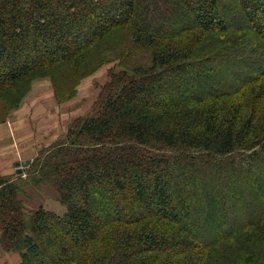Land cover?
<instances>
[{"label": "trees", "instance_id": "1", "mask_svg": "<svg viewBox=\"0 0 264 264\" xmlns=\"http://www.w3.org/2000/svg\"><path fill=\"white\" fill-rule=\"evenodd\" d=\"M235 1L247 23L225 20L219 0H0L7 112L35 79L51 77L61 99L104 64L121 67L32 163L31 178L52 183L64 213L27 210L18 179L0 177L3 251L20 252L19 264H264V196L255 189L252 216L238 201L249 190L237 186L264 175V6ZM220 31L230 38L212 45ZM202 75L219 89L192 96L186 85ZM208 181L221 184L219 198L230 189L229 226L204 217L189 234L186 191L203 197L211 192L197 184Z\"/></svg>", "mask_w": 264, "mask_h": 264}, {"label": "rangeland", "instance_id": "2", "mask_svg": "<svg viewBox=\"0 0 264 264\" xmlns=\"http://www.w3.org/2000/svg\"><path fill=\"white\" fill-rule=\"evenodd\" d=\"M246 1L249 6V0ZM261 2L264 6V0H261ZM192 3L195 4L194 1ZM219 4L225 20H236L238 22L247 23V20L251 18V16H249V18H247V16L244 18L241 15V8L235 0H219ZM250 14L255 18L258 25L262 24V19L259 16L254 15L253 12H250ZM216 34L220 36L218 38L219 41L212 45H220L222 43L221 38H230L228 36L223 37L227 32L224 33L223 31H220L216 32ZM139 56L143 57V54L140 53ZM259 65L260 63L257 62L256 66ZM262 66L264 67V61ZM213 68L217 69L218 66L215 65ZM120 70V64L116 61L104 64L94 73L84 77L74 89L75 93L71 97L67 96L61 99H58L55 94L51 77L38 78L32 81L31 89L18 107L7 112L4 104L0 103V124L13 127L16 120H22L23 122L22 126L19 127V133H15V135L20 134V137H22L19 138L23 139L22 147H20L19 144L12 150L6 148V152L0 151V177L3 176L5 179L11 177L12 180L18 179V196L26 206L27 210H34L43 205L45 208L55 212L64 213L66 211V206L60 201L59 194L52 183H49L48 181L36 183L35 180L31 178V170L33 169L32 163L42 149L47 148L58 141H62L67 137L69 129L77 123V120L87 115L93 109L95 102L100 97L103 87L110 80L111 73ZM62 72L64 73L62 79H60V89L67 92L71 85L69 83V78L67 77V71L65 72L63 69ZM206 74L209 75L210 73ZM186 86L192 96H200L207 87H210L211 90L219 89V84H217V82L214 80L207 81L203 75L200 77L194 76L191 85ZM174 93L175 92L170 89L168 91V96L171 97L175 95ZM1 144L2 143H0V148L3 147V144ZM27 160H31L28 167L21 166L19 169L15 167V162L20 161L25 163ZM18 170L22 171V173L19 174ZM253 177V181L246 179L237 183L240 191L249 190L245 191L246 195L238 201L240 204H243L242 211H245L252 216L255 212H252L253 209L258 207V197L255 194V189L264 196L263 173L258 174L257 172ZM231 180L229 183L234 184L235 182H238H233V180ZM242 182H245L246 184ZM226 184L224 185L225 189L223 188V192L225 193V196L223 195L224 200L218 196V187H220L218 185L221 184H214L211 181L205 182L203 185H201L200 182L197 184L202 191L206 188L207 191L211 192L207 195L204 194L203 197L202 194L198 195L186 191V199L191 197V200L189 199L188 202L191 205V212L189 218L183 220V225L190 227V232L188 231L189 234L195 233V225L204 217L210 220L208 221L210 227H212V223H218L227 230V227L229 226L227 223L229 220V214L225 203L230 189L228 187L226 190ZM234 196L235 191L233 190L230 192V199ZM207 215L211 216L207 217ZM193 219H195V221H193ZM209 225L205 228H209ZM209 231V229H206L205 233L209 234L207 233ZM176 235V233H172L169 235V238L172 239V237H175ZM61 239H63L62 236L56 238L57 241H60ZM47 245V252L50 254L52 253L51 251H54L55 246L53 244ZM189 252L190 251H187V253ZM0 256V264H19L21 261L20 252H5L1 246Z\"/></svg>", "mask_w": 264, "mask_h": 264}, {"label": "crops", "instance_id": "3", "mask_svg": "<svg viewBox=\"0 0 264 264\" xmlns=\"http://www.w3.org/2000/svg\"><path fill=\"white\" fill-rule=\"evenodd\" d=\"M22 124H23L22 120L19 121L16 120L15 124H13V127H8L5 126V124H0V143L3 144V147L0 148L1 152L2 151L6 152V148L12 150L13 148H15V146L17 147L19 144L20 147H22L23 139H19L22 137H20V134L15 135V133H19V127H21ZM18 162L20 161L15 162V165Z\"/></svg>", "mask_w": 264, "mask_h": 264}, {"label": "water", "instance_id": "4", "mask_svg": "<svg viewBox=\"0 0 264 264\" xmlns=\"http://www.w3.org/2000/svg\"><path fill=\"white\" fill-rule=\"evenodd\" d=\"M31 163V160H27L25 163H22V162H18L16 163L15 167H17L18 169L23 166V167H28ZM18 173L21 174L22 171L18 170Z\"/></svg>", "mask_w": 264, "mask_h": 264}]
</instances>
